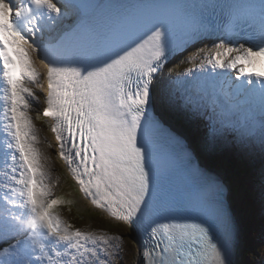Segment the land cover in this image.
Returning a JSON list of instances; mask_svg holds the SVG:
<instances>
[{"label": "snow or ice", "instance_id": "6c2138e0", "mask_svg": "<svg viewBox=\"0 0 264 264\" xmlns=\"http://www.w3.org/2000/svg\"><path fill=\"white\" fill-rule=\"evenodd\" d=\"M33 53L59 155L141 264H264V0H0V264H118L122 236L62 215Z\"/></svg>", "mask_w": 264, "mask_h": 264}, {"label": "rangeland", "instance_id": "374dc122", "mask_svg": "<svg viewBox=\"0 0 264 264\" xmlns=\"http://www.w3.org/2000/svg\"><path fill=\"white\" fill-rule=\"evenodd\" d=\"M40 67L44 68V66H40ZM174 67H175V71L178 72L177 67L176 66ZM41 70L44 71L45 69H41ZM39 79H41V77ZM28 86L33 89L35 96L38 98L35 100L30 98V102L32 104V108L30 109V115L33 119V123L37 130L38 140H39L37 147L40 149L41 153L45 158L43 160L45 167L52 172L54 179L60 180V177L57 174V172L59 171L61 174L65 176V173L63 171L64 168L67 169V167L65 165L64 159H62L59 155V152L56 147L57 146L56 141L53 138L54 131L52 130V120L47 117L44 118L45 116L44 117L41 116V112L43 111V108H45L47 105L46 98L44 97L45 80L37 81L36 84H29ZM69 188L72 189L71 192H68ZM58 189L60 190L58 195L64 197L65 201L71 202L73 198H76L78 196L77 192L74 189V185H72L69 182L68 178L66 177L63 178V182L58 186ZM76 202L77 205L83 210L89 209V207L91 206L100 209L98 206L92 203L86 196L77 197ZM117 223L120 222L117 221ZM136 243H138L137 240ZM132 244L135 246L134 241L132 242ZM255 245L256 246L258 245L257 242H255Z\"/></svg>", "mask_w": 264, "mask_h": 264}, {"label": "trees", "instance_id": "16d2710c", "mask_svg": "<svg viewBox=\"0 0 264 264\" xmlns=\"http://www.w3.org/2000/svg\"><path fill=\"white\" fill-rule=\"evenodd\" d=\"M237 174L239 175L240 173L238 172ZM233 178L234 180L237 179L235 178V176ZM60 210L65 219L82 230H86L89 228L92 230L98 229L100 231L102 230L104 232H108L112 235L122 236L124 245V249L122 252L123 258L127 259L130 264L135 263V247L132 244V242L134 241V235L131 233L127 226L114 224L111 221H107L106 219L101 218L98 213H94L90 209L83 210L77 205V203L73 201L71 203L62 204L60 206ZM248 247V252L250 253L247 252L248 255L245 254V258L251 261H255L257 259L255 257L257 249H255V247H253L250 243L248 244ZM120 264H123V259L120 261Z\"/></svg>", "mask_w": 264, "mask_h": 264}, {"label": "bare ground", "instance_id": "6f19581e", "mask_svg": "<svg viewBox=\"0 0 264 264\" xmlns=\"http://www.w3.org/2000/svg\"><path fill=\"white\" fill-rule=\"evenodd\" d=\"M32 58H33V61H34V67L37 69V71L41 74L40 77L41 79H39L38 81H42V80H45V90H44V97L46 98L47 96V69L46 68H42L40 66H43L41 63H39L36 59H40V56L33 53L32 54ZM36 60V61H35ZM41 69H45L44 71H42ZM54 140L56 141V144L58 146V150L60 152V149H59V141L56 139V135L53 136ZM69 167V166H68ZM70 171H71V168H69ZM72 172V171H71ZM73 174V172H72ZM74 175V174H73ZM88 197V196H87ZM90 198V197H89ZM91 199V198H90ZM92 200V199H91ZM116 220V219H115ZM250 253V252H248ZM248 255V254H247ZM138 264H141V262L139 261Z\"/></svg>", "mask_w": 264, "mask_h": 264}]
</instances>
